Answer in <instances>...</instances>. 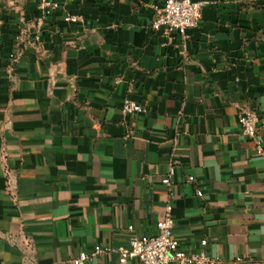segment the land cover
Instances as JSON below:
<instances>
[{
    "label": "crops",
    "instance_id": "1",
    "mask_svg": "<svg viewBox=\"0 0 264 264\" xmlns=\"http://www.w3.org/2000/svg\"><path fill=\"white\" fill-rule=\"evenodd\" d=\"M165 1L73 0L81 22L37 28L42 0H0V264L155 235L169 204L183 249L264 264V156L239 124L255 109L264 147V0H208L185 46L152 28Z\"/></svg>",
    "mask_w": 264,
    "mask_h": 264
},
{
    "label": "built area",
    "instance_id": "2",
    "mask_svg": "<svg viewBox=\"0 0 264 264\" xmlns=\"http://www.w3.org/2000/svg\"><path fill=\"white\" fill-rule=\"evenodd\" d=\"M73 0L49 1L42 0L39 5L42 15L36 21V27L41 28L44 20L53 11L66 7L65 4ZM64 4V5H63ZM208 0H166L163 5L154 7L152 28L161 30L163 35L169 39L174 35H179L183 39V46L189 37L188 30L198 26L202 18V10ZM64 19L68 22H81V15L72 14L67 9L64 10ZM15 54L12 55L14 57ZM239 124L245 135L250 137L255 143L256 152L264 156V147L260 138L261 117L258 112L249 106H239ZM122 110L125 113H147L148 107L131 99H125ZM174 168H171L170 175L164 177L162 182L170 187L172 184L171 175ZM194 180L189 177V181ZM202 196L200 190L197 191ZM158 232L155 235L143 236L133 233L134 227L129 226L131 232L126 245L114 247L96 246L92 251H82L72 260L73 264H84L91 257L101 253L117 252L119 262L126 264L136 261L138 264H217L219 259L213 258L205 250L199 252L187 251L180 246L179 240L175 236V219L172 215V205L167 206V212L163 219L157 223ZM203 245L207 240L202 241Z\"/></svg>",
    "mask_w": 264,
    "mask_h": 264
}]
</instances>
